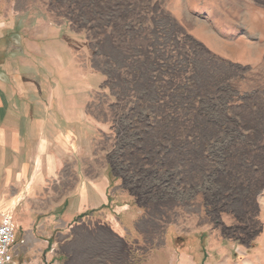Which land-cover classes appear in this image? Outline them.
I'll return each mask as SVG.
<instances>
[{"label": "rangeland", "instance_id": "obj_1", "mask_svg": "<svg viewBox=\"0 0 264 264\" xmlns=\"http://www.w3.org/2000/svg\"><path fill=\"white\" fill-rule=\"evenodd\" d=\"M12 72L76 105L144 251L168 229L174 261L264 264V0H0Z\"/></svg>", "mask_w": 264, "mask_h": 264}, {"label": "crops", "instance_id": "obj_2", "mask_svg": "<svg viewBox=\"0 0 264 264\" xmlns=\"http://www.w3.org/2000/svg\"><path fill=\"white\" fill-rule=\"evenodd\" d=\"M10 75L9 89L0 84V214L13 221L10 264H157L155 250L164 264H188L174 261L168 229L159 249L143 250L138 213L108 194L105 169L81 146L76 105L66 106L67 118L55 90L41 99L37 86Z\"/></svg>", "mask_w": 264, "mask_h": 264}, {"label": "built area", "instance_id": "obj_3", "mask_svg": "<svg viewBox=\"0 0 264 264\" xmlns=\"http://www.w3.org/2000/svg\"><path fill=\"white\" fill-rule=\"evenodd\" d=\"M14 238V226L9 214H0V264H10V252Z\"/></svg>", "mask_w": 264, "mask_h": 264}]
</instances>
